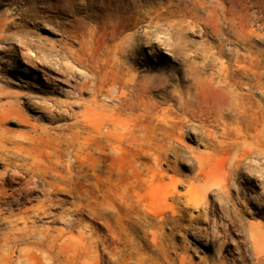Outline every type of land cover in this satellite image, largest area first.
Returning <instances> with one entry per match:
<instances>
[{
  "label": "rangeland",
  "instance_id": "1",
  "mask_svg": "<svg viewBox=\"0 0 264 264\" xmlns=\"http://www.w3.org/2000/svg\"><path fill=\"white\" fill-rule=\"evenodd\" d=\"M197 88L220 115L209 127L185 121L167 161L143 158L140 173L125 143L97 157L102 144L119 145L102 132L126 124L139 137L144 121L149 136ZM197 153L212 154L204 168ZM71 160L87 166L83 182L111 230L91 208L74 210L68 191L37 211L49 187L37 172ZM74 218L73 235L100 240L91 264H115L105 237L136 251L130 264H264V0H0V264H51L55 252L32 246L25 221L69 231Z\"/></svg>",
  "mask_w": 264,
  "mask_h": 264
},
{
  "label": "bare ground",
  "instance_id": "2",
  "mask_svg": "<svg viewBox=\"0 0 264 264\" xmlns=\"http://www.w3.org/2000/svg\"><path fill=\"white\" fill-rule=\"evenodd\" d=\"M165 6V5H164ZM179 6V5H178ZM152 8V7H151ZM179 9V8H176ZM178 13V12H177ZM168 17V16H167ZM148 29V28H147ZM156 29V28H155ZM148 32V31H147ZM165 32V31H164ZM160 33V32H159ZM164 36V35H163ZM159 37V36H158ZM157 38V37H155ZM157 43V42H156ZM161 44V43H160ZM119 50V49H118ZM129 55V54H128ZM119 56V55H118ZM219 56V55H218ZM127 57V56H126ZM118 58V57H117ZM132 58V57H131ZM80 59V58H79ZM104 60V59H103ZM102 61V60H101ZM120 61V60H119ZM182 61V60H181ZM82 62V61H81ZM121 62V61H120ZM122 63V62H121ZM94 64V63H93ZM128 64V63H127ZM130 65V64H129ZM101 66V65H99ZM98 66V67H99ZM259 66V63L257 64V67ZM239 67V66H238ZM72 67H70L68 70H70ZM131 68V67H130ZM241 68V67H240ZM71 71H73L71 69ZM80 71V70H79ZM82 70L80 71V73ZM128 72V71H127ZM72 74V73H71ZM76 74V73H75ZM140 74V73H139ZM82 75L85 76V79L88 78L87 73L85 74L82 72ZM91 75V74H90ZM240 75V74H239ZM73 76V75H72ZM102 76V75H101ZM189 76V75H188ZM82 77V76H81ZM91 77V76H90ZM79 78V77H78ZM103 78V77H102ZM84 80V79H83ZM196 80V79H195ZM192 82V81H191ZM189 82V83H191ZM256 82V81H255ZM176 83V81H175ZM168 84L167 81H161L160 86L164 88ZM194 84V83H193ZM200 84V83H199ZM115 85V83L113 84ZM112 85V87H113ZM118 85V84H117ZM206 85V84H205ZM176 86V85H175ZM150 90L152 91L154 88V84H151ZM177 87V86H176ZM208 87V86H206ZM233 87V86H231ZM168 88V87H167ZM172 88V87H171ZM205 88V87H204ZM130 89V88H129ZM173 89V88H172ZM178 89V88H177ZM187 89V88H186ZM224 90V88H222ZM226 89V88H225ZM114 94L117 95L118 90L117 88L113 89ZM145 92H149L148 89H144ZM180 92V91H179ZM228 92V91H227ZM262 92V91H261ZM76 93V92H75ZM135 93V92H134ZM155 93V92H154ZM176 93V92H175ZM68 94V93H67ZM72 94V93H71ZM157 94V93H156ZM167 94V93H166ZM206 94V93H204ZM203 92H201L198 88L195 89V91L188 93H185L183 96H181L179 100V106L177 109L172 108L166 109L167 114L160 118L158 120L157 126H155L150 133V135H147V126L144 123V121L139 123V128L144 132L141 136L135 135V129H131L126 124L122 125V128L125 130L119 131V132H110L105 133L102 132L101 134H104L102 136H113L114 139L116 138V141L119 142V145L108 144L104 143L101 145L99 149V154L97 157L99 159L106 154H113L118 153L119 148L123 149V146H121L123 143L127 144V146H131L132 148L135 147L137 151V159H132L131 167L137 168L136 165H139L138 170H140V173H143L144 162H142L141 159H151L153 162V165L159 166L161 160L165 159L167 161V156L175 150V147L173 145L174 141H178L181 138V129L183 125L185 124V121H190L194 119H200L203 121L207 127H209L211 124H208V122L216 121V118L218 117V113L214 111L215 105H211L208 100H206V95H204ZM213 94V93H212ZM234 94V93H233ZM70 95V94H69ZM73 95V94H72ZM211 95V94H210ZM235 95V94H234ZM153 96V95H152ZM157 96V95H156ZM165 96V95H164ZM173 96V95H172ZM208 96V95H207ZM260 97V96H259ZM231 99V98H230ZM236 99V98H235ZM163 100V99H162ZM214 100V99H213ZM123 101V100H122ZM169 101V100H168ZM175 103V102H174ZM177 103V102H176ZM72 105V104H71ZM165 105V104H164ZM173 105V104H172ZM250 105V104H249ZM176 106V105H175ZM63 107V106H61ZM165 107V106H164ZM45 108V107H44ZM49 108V107H48ZM52 108V107H51ZM46 110L49 113H46L50 116L51 120H56L60 117V115H56L54 113V110L56 108ZM60 108V107H59ZM58 108V109H59ZM170 108V107H169ZM228 108V107H227ZM47 109V108H46ZM61 109V108H60ZM59 109V111H60ZM225 109V108H224ZM160 110V109H159ZM218 110V109H217ZM58 111V112H59ZM61 111H63L61 109ZM69 111V110H68ZM232 111V110H231ZM236 111V110H235ZM256 111V110H255ZM66 112V111H64ZM60 113V112H59ZM63 112L60 114L62 115ZM234 113V112H233ZM68 114V113H67ZM70 114V113H69ZM154 113L153 111L148 112L146 116H152ZM66 115V114H65ZM73 115V114H72ZM71 115V116H72ZM155 115V114H154ZM158 116V115H157ZM259 116V115H257ZM66 117V116H65ZM212 118V119H211ZM260 118V117H259ZM239 122V121H238ZM243 124V123H242ZM154 125V124H153ZM194 125V124H193ZM223 125V124H222ZM107 127V125H105ZM117 124L115 123V127ZM227 128V127H226ZM185 129V128H184ZM225 130V129H224ZM183 131V130H182ZM217 131V130H216ZM65 134V133H64ZM43 135V134H41ZM227 133L225 131L222 132V136L226 138ZM71 136V135H70ZM75 136V134H74ZM148 136V139L146 137ZM231 137V134H230ZM74 138V137H73ZM218 136L214 134L213 130H209V133H207V137L205 138V146L213 149L214 151L219 149V142L220 140H217ZM76 139V138H75ZM204 142V141H203ZM50 145V144H49ZM9 153V152H8ZM62 153V152H61ZM73 153V152H72ZM11 155V154H10ZM62 155V154H61ZM66 155V154H65ZM71 155V154H70ZM212 155V154H210ZM210 155L205 153H197L196 159L201 164V166L204 168V165L207 164L209 161ZM17 157V156H16ZM73 157V156H72ZM70 158V156H69ZM74 158V157H73ZM72 158V159H73ZM57 159V158H56ZM58 160V159H57ZM137 160V161H136ZM146 160V161H147ZM136 162V163H135ZM252 164V161H250ZM104 163V162H103ZM23 165V164H22ZM21 165V166H22ZM18 166V164H17ZM20 166V165H19ZM87 166L84 164L83 161L79 160H71L66 163L59 162L58 164L43 169L42 171H38L37 175L46 181L49 187H47L46 191L44 192L45 198L40 200L38 204L37 211L45 212L49 210V208L56 203H62L63 200L61 198H54V196L57 193L68 191L72 197V205L74 210H76L78 213L82 212L84 207L91 208V213L93 216L98 217L100 219H103V222L106 223L108 228H111V220L108 216V210L104 208V206H97L96 204L93 205V202L95 203V198L93 196V189L89 187V185H93V183H84L83 180L86 178V174H84L85 168ZM101 167V165H100ZM89 168V167H88ZM17 169V168H16ZM105 169V168H104ZM12 173H15V169H13ZM20 171V170H19ZM107 171V170H106ZM22 173V172H21ZM21 173H18L19 175ZM135 173V172H134ZM49 174L50 179L46 176ZM91 174V173H90ZM97 174V173H96ZM109 174V173H107ZM23 175V173L21 174ZM92 175V174H91ZM105 175V174H104ZM131 177V176H130ZM36 178V177H35ZM38 178V177H37ZM205 180V183L208 182V177ZM231 178V177H230ZM91 179V178H89ZM93 179V178H92ZM34 180V179H33ZM32 180V181H33ZM253 181V180H252ZM29 182H31L29 180ZM104 182V181H103ZM32 183V182H31ZM96 183V182H95ZM94 183V184H95ZM262 184V183H261ZM26 185V184H25ZM30 185V184H29ZM28 185V186H29ZM33 185V184H32ZM36 185V183H35ZM96 185V184H95ZM24 186V185H22ZM31 186V185H30ZM27 187V186H26ZM33 187V186H32ZM31 187V188H32ZM36 187V186H35ZM21 188V187H19ZM18 188V190H19ZM29 190L31 188L27 187ZM40 187H38L39 189ZM23 189V188H21ZM34 189V188H33ZM248 189V188H247ZM28 190V192H29ZM33 191V190H32ZM254 191V190H253ZM35 192V191H34ZM43 192V189H42ZM96 192V191H95ZM246 192V191H245ZM262 192V191H261ZM20 193V191H19ZM22 193V191H21ZM131 194V193H129ZM17 195V193H16ZM20 195V194H19ZM27 195V194H26ZM67 195V194H66ZM18 196V195H17ZM23 196V195H22ZM58 196V195H57ZM243 196V195H242ZM27 197V196H26ZM256 194L251 195V199L254 203L258 205H263L262 201H259V198ZM15 198V197H14ZM19 198V197H18ZM240 198V197H239ZM20 199V198H19ZM23 199V198H22ZM64 199V198H63ZM67 199V198H66ZM87 199L86 202L83 200ZM100 199V198H98ZM69 200H71L69 198ZM97 200V199H96ZM122 200V199H121ZM20 201V200H19ZM101 201V200H99ZM251 201V200H250ZM7 203V202H6ZM130 205V204H129ZM60 206V205H59ZM122 206V205H121ZM71 207V206H70ZM136 207V206H135ZM134 207V208H135ZM130 209V208H129ZM51 211V210H49ZM69 211V210H67ZM229 211V210H228ZM113 214V213H112ZM229 214V213H228ZM50 216V215H49ZM45 217V216H44ZM42 218V217H41ZM79 218V217H78ZM134 219V218H133ZM6 220V219H5ZM8 220V219H7ZM11 220V219H10ZM78 219H69L67 222V227L70 229L69 231L66 228H36L32 227L29 229L28 227V221L26 220L25 227L27 228L25 231L28 234L29 237H33L32 246L34 248H39L41 250H53L55 252L54 256H51L49 258V261H52L51 264H79L78 259L81 258L83 260H86L85 264H91L90 262V252L94 251L95 246H97L98 240L91 239L89 240L88 237L84 235L75 236L72 234V231L75 229V223ZM141 220V219H140ZM16 222L18 220H15ZM55 221V220H54ZM146 223V222H145ZM175 223V222H174ZM78 224V223H77ZM114 224V223H113ZM133 225V224H132ZM161 225V224H160ZM169 225V224H168ZM134 227V226H133ZM119 229V228H118ZM30 230V231H29ZM111 230V229H110ZM109 230V231H110ZM68 232H71V234H68ZM106 232V231H105ZM104 233V232H103ZM108 234V233H107ZM109 235V234H108ZM215 235V234H214ZM25 235L21 237H17V240L24 238ZM216 236V235H215ZM104 237V234H103ZM111 237V236H110ZM171 237V236H170ZM93 238V237H92ZM209 238V237H208ZM213 238V237H212ZM104 239V238H103ZM123 239V237H122ZM131 239V238H130ZM111 240V239H110ZM165 241V240H164ZM158 242V241H157ZM174 242V241H173ZM149 244V243H147ZM146 244V245H147ZM222 244V241H221ZM18 245V243H17ZM105 245L108 250V252L113 256V259L115 261V264H130V259L135 258L133 254H136L134 250H130L129 253L125 252V249L116 247V248H110L111 242L105 237ZM151 245V244H150ZM152 246V245H151ZM155 247V246H154ZM221 247V246H219ZM223 247V246H222ZM101 249V248H100ZM146 249V248H145ZM150 248H148L149 251ZM172 249V247H171ZM220 250V248H218ZM219 250L217 252H219ZM176 251V250H175ZM102 252V251H101ZM216 252V253H217ZM103 253V252H102ZM51 255V254H50ZM84 255V257H82ZM106 255V254H105ZM218 255V253H217ZM166 256V255H165ZM78 257V258H77ZM152 257V256H150ZM149 257V258H150ZM33 258V256H32ZM34 261L32 263L39 264L38 260L33 258ZM153 259V258H152ZM161 259V258H160ZM217 259V258H216ZM223 259V258H222ZM168 260V259H167ZM262 261V259H261ZM154 262V261H153ZM113 263V262H112ZM155 263V262H154ZM153 263V264H154ZM158 263V262H157ZM137 264H144L141 258H138ZM156 264V263H155Z\"/></svg>",
  "mask_w": 264,
  "mask_h": 264
}]
</instances>
